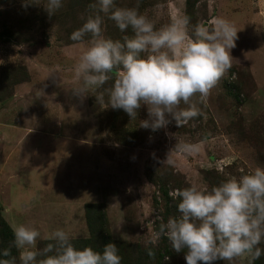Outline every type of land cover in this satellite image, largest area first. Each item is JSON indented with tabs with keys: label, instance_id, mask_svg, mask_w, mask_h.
Instances as JSON below:
<instances>
[{
	"label": "rangeland",
	"instance_id": "1",
	"mask_svg": "<svg viewBox=\"0 0 264 264\" xmlns=\"http://www.w3.org/2000/svg\"><path fill=\"white\" fill-rule=\"evenodd\" d=\"M115 2L138 8L157 29L172 17H187L189 33L197 24L211 27L226 18L239 30L232 67L205 101L195 99L198 116L153 132L139 127L148 118L146 106L131 120L108 105L115 73L83 101L72 94L79 86L73 68L91 36L79 42L70 36L94 15L89 5L95 0H63L51 17L42 4L0 0V259L20 264L11 225L23 223L40 231L37 250L62 228L77 248L102 252L114 243L121 264H186L166 237L148 243L161 222L179 215L170 193L191 184L210 190L264 167V0ZM101 16L105 37L123 42L131 35ZM95 94L103 95L104 104ZM181 144L198 151H179ZM95 205L106 217L99 229ZM90 226L98 229L95 237L103 230L107 243L86 242ZM257 247L258 258L246 255L232 264H264V240ZM4 249L10 257L2 256Z\"/></svg>",
	"mask_w": 264,
	"mask_h": 264
},
{
	"label": "clouds",
	"instance_id": "2",
	"mask_svg": "<svg viewBox=\"0 0 264 264\" xmlns=\"http://www.w3.org/2000/svg\"><path fill=\"white\" fill-rule=\"evenodd\" d=\"M41 4L51 17L63 0H23L24 7ZM89 8L94 15L70 36L77 42L91 36L73 68L79 86L71 89L72 94L83 101L115 73L108 105L122 109L131 120L146 106L148 118L140 120L139 127L155 132L172 121L180 127L198 116L195 99L205 101L232 67L231 50L236 47L239 30L226 18H216L211 27L197 24L189 33L187 17H172L170 24L157 29L138 8L117 7L115 0H95ZM101 13L121 32L130 29L131 35H125L123 42L105 37ZM95 95L97 103L104 104L103 95ZM177 148L189 154L198 151L190 144ZM168 162L174 164L170 154ZM170 196L178 201L179 215L161 222L148 243L155 246L161 236L166 237L174 252L184 253L186 264H232L246 255L252 259L260 256L257 246L264 240V167L228 178L210 190L191 184ZM11 229L20 264H121L118 248L111 242L102 252L91 246L77 248L69 233L58 228L45 238L50 242L37 250L41 238L37 228L21 223L11 225ZM147 254L155 256L151 248ZM2 256L10 257V249H4ZM0 264L16 261L0 259Z\"/></svg>",
	"mask_w": 264,
	"mask_h": 264
},
{
	"label": "trees",
	"instance_id": "3",
	"mask_svg": "<svg viewBox=\"0 0 264 264\" xmlns=\"http://www.w3.org/2000/svg\"><path fill=\"white\" fill-rule=\"evenodd\" d=\"M241 101V100H240ZM166 193V192H165ZM89 206V205H88ZM95 207L96 208H99V213H100V221H99V224H100V226L98 227V229L99 228H102V225H105V222H106V217H105V212H104V210L100 207V205H95ZM1 218H2V216H1ZM2 220V219H1ZM98 229L97 230H94L91 226H90V234H91V237L89 238V239H87V240H85L86 242H89V241H91V240H93V238L94 239H96V240H98V239H102V241H103V243L105 244V243H107L106 242V237H105V234H104V232H103V230H101V234H102V237H95V235L97 234V232H98ZM84 241V242H85Z\"/></svg>",
	"mask_w": 264,
	"mask_h": 264
}]
</instances>
